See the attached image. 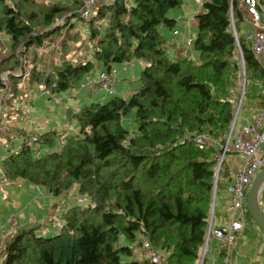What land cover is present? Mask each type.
Instances as JSON below:
<instances>
[{
  "label": "trees",
  "instance_id": "trees-1",
  "mask_svg": "<svg viewBox=\"0 0 264 264\" xmlns=\"http://www.w3.org/2000/svg\"><path fill=\"white\" fill-rule=\"evenodd\" d=\"M182 5V0H115L83 21L80 0H0V34L11 43L8 57L0 61V82L6 79L10 99L25 73L32 94L56 96L76 90L96 71L146 64L139 88L128 96L98 95L99 85L79 91L83 102L72 114L77 134L64 137L58 150L56 137L65 130L22 132L20 142L6 150L1 180L22 181L53 196L76 187L90 204L64 212L61 233L54 237L36 236V227L17 231L1 264H151L135 256L142 237L166 252L167 264H197L212 198L214 210L218 190L226 188L227 166L221 165L216 180L213 156L231 129L242 76L241 107H253L264 99V71L244 34L239 36L245 14L238 0L202 3L201 13L194 15L197 60L168 54L172 43L162 31L173 39L176 22L168 14ZM78 21L88 26L87 42L70 35L61 45L65 59L40 67L35 48L72 32ZM81 51L87 59L76 58ZM27 53L32 59L25 68ZM96 93L98 98L86 102ZM131 122L135 130L125 126ZM235 128L236 121L232 135ZM200 136L212 143L198 149ZM244 215L245 236L264 242L246 209ZM206 255L208 248L202 264ZM216 257L223 264L225 253Z\"/></svg>",
  "mask_w": 264,
  "mask_h": 264
},
{
  "label": "rangeland",
  "instance_id": "rangeland-1",
  "mask_svg": "<svg viewBox=\"0 0 264 264\" xmlns=\"http://www.w3.org/2000/svg\"><path fill=\"white\" fill-rule=\"evenodd\" d=\"M182 1H183L182 7L179 9L171 10L168 16L171 19L175 20L176 30H178V32L180 33L179 37L184 39V37H187L189 35H191L192 37L194 36L195 26H194V15L193 14L196 11H198V9L200 8V5L207 0H182ZM74 27L75 28L72 32L71 31L69 33L64 32L65 36L63 39L69 40L70 35L74 36L75 34H78L79 39L82 42H87L86 41L88 39L87 38V35H88L87 24L84 22L78 21L75 23ZM248 30H250L249 24H247L246 22H243L242 25L239 26V36L243 37V34L247 32ZM162 34L164 35V37H166L167 40H169V43H170L172 39H171V36H169L170 35L169 32L162 31ZM61 41L63 42V40ZM10 44L11 43H10L9 37L2 34V36L0 37V45L2 46L1 50L3 49L6 51H9L10 46H11ZM73 49L75 50V47ZM189 51H190L189 53L191 54V55L189 54L190 55L189 57L193 60H197L198 59L197 53L193 51L192 49H190ZM81 52L76 55V58L81 57L83 60L87 59L88 57L87 52L86 51H83L82 53ZM52 62L53 61L49 58L45 62L46 66L47 67L52 66ZM145 65L146 64L143 62H133L129 64L128 66H116L115 68L118 71L116 80H118V83H116L113 86L114 94L116 96L123 97V95L126 94V92L129 93L131 91L137 90L140 86V81L138 77L140 75L141 70L144 68ZM98 73L99 71H96L94 73V76H92V78L97 80ZM244 82H245V78L243 75L241 79V83H240V94H239L238 101L241 96L242 87H243ZM243 93H244V90H243ZM104 94L105 92L101 90L98 92V95H104ZM96 95L97 93L93 96H96ZM105 98L106 97H101L98 101L103 102ZM242 100H243V95H242ZM82 102L83 101L81 98V94H79V96H77L76 98H69L65 94H60L52 98H48L46 95L39 94L36 92L35 95L32 96L30 103H28L27 105L21 106L22 110L20 113L17 114L14 132L19 133L23 131L22 133L23 136L24 135L30 136L32 135V133L36 132L35 130L38 128V126H42L43 130H47V131L51 129L55 131L65 130L62 134H60L61 135L60 137H56L54 149L58 150L60 142L64 139V137L71 135V134L72 135L77 134V127L72 118V114L81 106ZM86 102L90 103V102H93V100L88 98ZM16 103L17 105L20 103V96L16 98ZM241 104H242V101H241ZM241 104H240V107H238V102H237L234 108V111L237 113V117L235 118V121H236L235 133L237 132L236 130L239 129L238 127L241 124L243 118H251L253 117V114H254L253 111H249L248 109H246L245 105H242L241 107ZM34 120H35V123L33 125L31 123L34 122ZM45 123L48 125V127H46V125L44 126ZM125 126L129 130L136 129L135 124L132 122L129 124V126L128 125H125ZM19 135L21 134L19 133ZM18 142H20V139L18 140L10 139L7 141L0 140V161H1V158L6 154V150L9 147L11 148L13 145H15ZM0 168H1V164H0ZM2 177L3 175L0 172V178ZM222 184L223 182H220V186H222ZM0 191H5V190L0 189ZM43 192H44V195L48 196L47 200L49 201L45 200V203L41 205V208L48 209L47 211L48 217H45L44 214L35 215L33 212L34 205H28L26 201H24L23 199L19 201V207L24 212L22 213V215L28 217V223L30 224L29 227L37 228L34 232L36 236H42V237L49 238V237H54L60 234L62 227L64 225V221L62 220V214L71 207H74V206L86 207L90 204L89 198L86 195L79 194L76 187H73L69 191L61 195H58V196H53L47 193L45 190H43ZM214 199L215 198L213 197L211 208H210V216L212 213V224L213 225L220 222L221 219L226 222L228 218V214L225 209L224 192L222 189H219L217 192L216 205L213 210ZM37 203H39V200H37ZM52 204L54 206H52ZM51 206L54 207L55 215L54 213L52 215V212L50 210ZM5 207L7 208V210ZM0 209L4 210L5 214L8 216L10 215V217H12V215L14 214L13 206L10 205L9 201L3 197V194L0 195ZM249 224L248 226L254 230V226H252L251 224L249 225ZM212 242L213 241H211L210 244L207 243L206 247L204 245L197 264L200 263L204 248H205V252L207 248L208 250H210V248L212 247ZM155 249L159 253H162L165 256H167L165 251L158 249V248H155ZM136 253L138 252L135 251V256L137 259L142 258ZM204 256H205V253H204ZM206 256H207L206 264H212L213 259H214L215 264H220V261L218 260L216 256H214L212 259L210 255H206Z\"/></svg>",
  "mask_w": 264,
  "mask_h": 264
},
{
  "label": "built area",
  "instance_id": "built-area-1",
  "mask_svg": "<svg viewBox=\"0 0 264 264\" xmlns=\"http://www.w3.org/2000/svg\"><path fill=\"white\" fill-rule=\"evenodd\" d=\"M82 9L80 16L83 21H88L97 11L102 3L112 4L115 0H80ZM245 14V21L249 24L250 30L244 33L246 42L250 46L252 56L256 63L264 71V0H238ZM231 26H234L231 19ZM235 32V30H234ZM173 37L179 36L178 31L172 33ZM235 40L238 39L235 32ZM184 47L192 49L193 37L191 35L184 37ZM118 71L112 67L108 71H100L97 80L92 77H86L78 83L76 91L92 88L99 85L107 95H113V86L116 82ZM4 93L7 90V81L5 78L0 82ZM44 95L52 97L49 92ZM4 100L0 99V133L4 127ZM234 126V125H233ZM231 126L224 143L217 146L213 156L216 161V173L220 172L221 165L226 164L228 155L234 154L241 159L237 168L227 167V177L225 179L226 188L224 191L225 209L228 214L227 221L222 227L212 226V215L209 221L208 232L205 244L215 241L218 250L225 253L226 262L229 264V258L236 246L238 236L244 230L245 224V199L247 190L256 173L264 168V99L257 105L256 113L251 123L241 125L236 133L232 135ZM198 149H204L207 143H212L206 136H200L195 139ZM227 166V165H226ZM218 178V176H217ZM136 254L148 260L151 264H167L166 256L159 253L150 246L145 237L141 238L140 245L136 249Z\"/></svg>",
  "mask_w": 264,
  "mask_h": 264
},
{
  "label": "crops",
  "instance_id": "crops-1",
  "mask_svg": "<svg viewBox=\"0 0 264 264\" xmlns=\"http://www.w3.org/2000/svg\"><path fill=\"white\" fill-rule=\"evenodd\" d=\"M37 3H47V2H54V1H59V0H33ZM208 1V0H207ZM206 2V1H205ZM202 5V4H201ZM201 5L198 11H196L193 15L200 14L201 13ZM196 25L195 20H194V26ZM178 31V30H174ZM66 32V31H64ZM64 32L62 33L63 37L58 38L55 40L53 43H51L49 40L43 41V44L40 48H35V52L37 55L38 60H41L40 67L43 68H50L46 66V61L50 58L53 62V64H59L62 62L65 58L64 55L62 54V41L65 34ZM2 34H0V37ZM180 36V33H179ZM179 36L173 37L171 40L172 45H169L167 48V52L170 55L180 57V56H190L191 54L189 53L190 49H186L184 47V41L182 38ZM1 46V45H0ZM2 46L0 47V61L6 59L9 55L10 51L6 50H1ZM83 52V51H82ZM81 52V53H82ZM80 53V52H79ZM47 54V55H46ZM88 54V53H87ZM190 54V55H189ZM88 58V57H87ZM32 59V53H27L25 56H23V65L25 68H28L30 66V62ZM28 77V73H25V77L21 81L22 83L20 84L18 91H16L13 95L14 97L11 98V94L9 93L10 86H8L7 83V90L4 93L3 88L0 89V99L4 100V112L6 118L4 119V127L2 129V132L0 133V140H10V139H20L19 133L21 134L23 131L19 133H15L14 128H15V121L17 119V114L21 112V106L22 105H27L30 103L31 98L33 95L32 90H30L27 85H26V79ZM118 83V80H116L115 84ZM9 94V96H8ZM131 93H127L123 95L128 96ZM67 97L73 98V96H79V92L76 90H70L67 93H65ZM20 96V103L17 105L16 103V98ZM54 97V96H52ZM50 97V98H52ZM99 96H92L91 100H95ZM49 98V97H48ZM257 105H254L253 107H246L249 111H253L255 115L256 113V108ZM251 108V109H250ZM79 109V108H78ZM77 109V110H78ZM71 111V110H70ZM22 114V113H21ZM253 117L251 118H243L241 125H244L246 123H251ZM34 122L31 124L34 125ZM32 125V126H33ZM48 127V125L45 123L44 126ZM238 127V128H239ZM52 130V129H51ZM37 133L41 132H47V130H43L42 126H38V128L35 130ZM49 131V130H48ZM238 131V129L236 130ZM35 132V133H36ZM32 133V134H35ZM235 133V131H234ZM22 139V138H21ZM20 139V140H21ZM241 159H239L237 156L234 154L228 155L226 159V165L228 168H237V166L240 164ZM1 172V171H0ZM0 189H3L5 191H0V195L3 194V197L9 201V204L13 206L14 209V214L12 217L10 215H6L4 210L0 209V264L4 258V248L6 243L10 240V238L17 233V231L22 230L24 228H27L30 226L28 223V217L22 215L24 213L21 208L19 207V201L24 200L28 205H34L33 212L35 215H41L44 214L45 217H48V209H42L41 205L45 203V200H47V195H44L43 188L41 187H34L31 185H27L22 181H15V182H9L6 179L1 180L0 178ZM5 194V196H4ZM37 200H39V203H37ZM49 201V200H47ZM51 203V202H49ZM260 205L263 210L264 214V188L260 196ZM40 206V207H39ZM52 206H54L52 204ZM51 206V212L52 215L54 211V207ZM6 208V207H5ZM7 210V208H6ZM7 213V211H6ZM45 220V219H44ZM23 221V222H22ZM223 221L222 219L220 222L216 223L215 225L212 224L213 227L219 228L222 227ZM221 252L218 250L217 245L215 241L212 242V247L209 250V255L211 259L214 256H217V254ZM264 252V242L260 238H256L254 241L251 239H248L244 231L238 236L236 246L234 247L232 251V255L229 258V264H264V256L262 253ZM144 259V258H140ZM226 262V257L223 259V264ZM214 259L212 261V264H214Z\"/></svg>",
  "mask_w": 264,
  "mask_h": 264
},
{
  "label": "water",
  "instance_id": "water-1",
  "mask_svg": "<svg viewBox=\"0 0 264 264\" xmlns=\"http://www.w3.org/2000/svg\"><path fill=\"white\" fill-rule=\"evenodd\" d=\"M233 31V35L235 38V32ZM245 82L243 83L242 92L240 99L238 101V107H240L242 101V95L244 90ZM237 107V108H238ZM237 117V113L234 114V119L232 122V126L234 125L235 118ZM232 128V127H231ZM231 130V129H230ZM230 134V131H229ZM218 172L216 173V180H217ZM216 182V181H215ZM264 188V168L261 169L258 173H256L255 177L251 181L249 188L247 190L246 199H245V209L250 217L253 225L257 229V231L262 235L264 238V214L260 208V196ZM212 215V213H211ZM206 247V244H205ZM205 248L201 256V260L199 264H202L204 258Z\"/></svg>",
  "mask_w": 264,
  "mask_h": 264
}]
</instances>
